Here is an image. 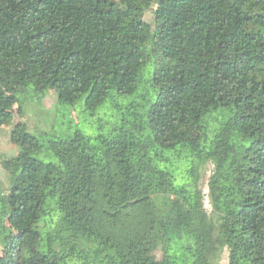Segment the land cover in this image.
<instances>
[{
	"label": "trees",
	"instance_id": "1",
	"mask_svg": "<svg viewBox=\"0 0 264 264\" xmlns=\"http://www.w3.org/2000/svg\"><path fill=\"white\" fill-rule=\"evenodd\" d=\"M4 126L0 264H264V0H0Z\"/></svg>",
	"mask_w": 264,
	"mask_h": 264
},
{
	"label": "rangeland",
	"instance_id": "2",
	"mask_svg": "<svg viewBox=\"0 0 264 264\" xmlns=\"http://www.w3.org/2000/svg\"><path fill=\"white\" fill-rule=\"evenodd\" d=\"M153 14L151 11H148L145 15V18L148 22H152ZM34 103L31 107L29 106L25 113H18V105L15 106L16 120L28 121L30 124L41 123L42 128L53 127L57 131V129H61L65 127L61 123L63 122L61 119L65 113L66 107L63 106V111H61V116L57 115V109L59 106L58 97L55 90H50L47 97L41 102L40 106ZM68 113V110H67ZM82 111L78 104H74L72 108V114H67L66 122L73 121L74 124H78L81 127H85L87 124L93 122L95 129L99 126L100 120L97 117H92L85 115L82 117ZM66 125V124H65ZM110 124H104L99 129V131H108ZM11 126H4L0 129V159L4 157H12L18 153V146L11 139ZM213 170V165L209 163L202 170V179H201V188L203 192L206 194L205 197V207L209 213L212 211V206L210 199L208 197L209 192V178ZM0 180H5V172L2 164L0 163ZM129 197H125V200H128ZM2 252V247L0 245V253ZM228 249L224 250L223 256L219 261V264H228Z\"/></svg>",
	"mask_w": 264,
	"mask_h": 264
}]
</instances>
